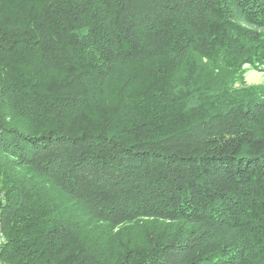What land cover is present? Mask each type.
<instances>
[{
    "label": "trees",
    "instance_id": "obj_1",
    "mask_svg": "<svg viewBox=\"0 0 264 264\" xmlns=\"http://www.w3.org/2000/svg\"><path fill=\"white\" fill-rule=\"evenodd\" d=\"M252 63L264 0H0V262L264 264Z\"/></svg>",
    "mask_w": 264,
    "mask_h": 264
},
{
    "label": "rangeland",
    "instance_id": "obj_2",
    "mask_svg": "<svg viewBox=\"0 0 264 264\" xmlns=\"http://www.w3.org/2000/svg\"><path fill=\"white\" fill-rule=\"evenodd\" d=\"M241 82L236 83L235 87H242V89L244 88L253 89L256 87L258 88L264 87V63L245 64L242 67ZM1 218H2V215H1ZM2 227H3V224H2Z\"/></svg>",
    "mask_w": 264,
    "mask_h": 264
},
{
    "label": "built area",
    "instance_id": "obj_3",
    "mask_svg": "<svg viewBox=\"0 0 264 264\" xmlns=\"http://www.w3.org/2000/svg\"><path fill=\"white\" fill-rule=\"evenodd\" d=\"M5 201H6L5 191L3 189L2 184L0 183V210H1L2 204H4ZM0 214H1V211H0ZM2 242H3V240H1V238H0V243H2ZM2 264H4V261H2Z\"/></svg>",
    "mask_w": 264,
    "mask_h": 264
},
{
    "label": "bare ground",
    "instance_id": "obj_4",
    "mask_svg": "<svg viewBox=\"0 0 264 264\" xmlns=\"http://www.w3.org/2000/svg\"><path fill=\"white\" fill-rule=\"evenodd\" d=\"M0 238H1V240H3V242L0 243V253H1V249H2V247L6 243V238H5V235H4L3 231H2V225H1V223H0ZM0 264H2V263L0 262Z\"/></svg>",
    "mask_w": 264,
    "mask_h": 264
}]
</instances>
